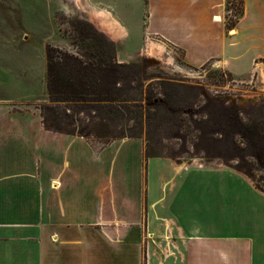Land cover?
Returning a JSON list of instances; mask_svg holds the SVG:
<instances>
[{
	"label": "crops",
	"instance_id": "crops-1",
	"mask_svg": "<svg viewBox=\"0 0 264 264\" xmlns=\"http://www.w3.org/2000/svg\"><path fill=\"white\" fill-rule=\"evenodd\" d=\"M133 2L146 55L174 46L189 70L263 71L264 0L233 25L226 0ZM1 120L0 264H264V194L244 174L47 130L39 112Z\"/></svg>",
	"mask_w": 264,
	"mask_h": 264
},
{
	"label": "rangeland",
	"instance_id": "rangeland-1",
	"mask_svg": "<svg viewBox=\"0 0 264 264\" xmlns=\"http://www.w3.org/2000/svg\"><path fill=\"white\" fill-rule=\"evenodd\" d=\"M239 1L229 0L230 6L237 7ZM136 6L133 0H0V121L4 112L38 113L40 105L49 103L47 47L77 52L82 39L107 41L115 59L134 65L142 77L131 89L139 99L131 104L134 119L102 112L111 120L117 118L112 123L116 139L127 135L140 138L145 157L172 158L186 168L242 173L264 194V69L259 75L255 68L234 75L215 62H207L189 70L182 52L174 46L158 50L156 57L146 55L149 42L140 27L144 14L140 10L136 15ZM159 79L169 84L165 86L167 97L159 94ZM149 85H154L152 96L148 94ZM159 97L164 99L160 104L165 108L160 112L154 108ZM78 110L69 112L70 121L61 117L59 123L83 130L85 136L75 135L108 142L90 134L86 120L90 111L82 108L79 114ZM167 110L180 113L186 122L169 113L158 117ZM229 111L253 125L255 134L252 131V147L242 144L235 155L227 157L223 142L218 141L220 136L196 137L191 120L204 130L210 129L216 114L224 116ZM187 127L193 131L189 133ZM148 153L151 156H146Z\"/></svg>",
	"mask_w": 264,
	"mask_h": 264
},
{
	"label": "trees",
	"instance_id": "trees-1",
	"mask_svg": "<svg viewBox=\"0 0 264 264\" xmlns=\"http://www.w3.org/2000/svg\"><path fill=\"white\" fill-rule=\"evenodd\" d=\"M243 2L244 0H240L236 7V5L230 6L229 0H226V18L231 25L242 15ZM230 12L229 18L228 13ZM82 40V45L78 46L80 51L77 52H70L54 46H49L46 49V89L49 103L40 105L38 108L41 122L47 130L85 136L83 130L62 126L59 119L64 117L69 118L66 120L70 121L69 112L73 114V110L77 108L80 114L83 111L82 108H87L90 111L89 118L88 115L86 117V120L89 121L90 134L99 139L111 141L116 139L112 123L117 118L134 119L131 104L139 99H136L138 93L132 92L131 89H133V83H140L142 77L134 69V65L118 62L115 59L107 41ZM156 81L159 94L167 97L168 92L165 86H169V84L162 79ZM153 86L149 85L148 87V94L151 96L154 92ZM163 100L160 97L156 98L155 110L160 112L162 110L160 108L165 109L160 104ZM104 110L109 114H115L117 118L111 120L109 116H103ZM161 112L160 115L157 114L158 117H166L165 114L169 113L177 116L179 122L185 121L180 113L174 111L170 113L168 110ZM74 117L77 119L78 115L76 114ZM72 119L74 118L72 117ZM191 121L196 126L195 131L198 134L196 137H201L203 134L207 137L210 134L220 136L218 141L223 142L227 157L230 154L235 155L233 153L236 152V148H242V144L248 147L253 144L251 140L253 125H247L233 111H229L224 116H221L220 113L216 114V119L210 129L205 128L204 130L197 126L195 120ZM188 126L190 127V125ZM187 129L189 133L193 131L188 127ZM253 133L255 134L254 131ZM126 137H134V135ZM146 156L151 155L148 153Z\"/></svg>",
	"mask_w": 264,
	"mask_h": 264
},
{
	"label": "bare ground",
	"instance_id": "bare-ground-1",
	"mask_svg": "<svg viewBox=\"0 0 264 264\" xmlns=\"http://www.w3.org/2000/svg\"><path fill=\"white\" fill-rule=\"evenodd\" d=\"M215 19H218V18H215ZM231 33H234V31H231ZM152 55V54H151Z\"/></svg>",
	"mask_w": 264,
	"mask_h": 264
}]
</instances>
